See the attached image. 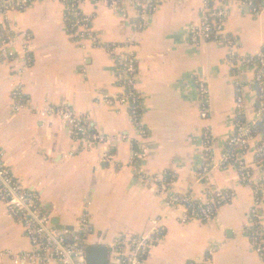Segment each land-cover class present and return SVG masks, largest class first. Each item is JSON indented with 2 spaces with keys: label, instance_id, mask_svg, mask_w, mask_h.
Masks as SVG:
<instances>
[{
  "label": "crops",
  "instance_id": "0c3cea01",
  "mask_svg": "<svg viewBox=\"0 0 264 264\" xmlns=\"http://www.w3.org/2000/svg\"><path fill=\"white\" fill-rule=\"evenodd\" d=\"M225 6L226 33L237 38L234 55L223 42L192 40V29L206 13L204 0H163L145 16L142 29L139 11L128 1L114 8L85 0L82 9L94 16L99 45L73 37L59 0L0 14V26L12 34H31L26 49L22 39L15 42L14 60L0 57V149L6 166L37 196L57 228L77 227L89 211L87 243L108 248L120 236L149 232L152 220L162 217L163 235L147 264H262L249 234L254 183L241 180L236 163L223 165L222 155L234 131L239 96L250 106L247 119L253 118L256 69L237 62L264 51V9L254 14L237 0ZM128 40L138 57L140 120L148 131L141 143L146 149L142 172L174 173L175 191L195 199L204 200L209 188L230 191L231 201L208 222H181L184 208H167L131 165L132 147L140 138L129 109L104 101L121 94L112 49ZM200 83L208 90L207 118L201 116ZM48 104L71 106L89 117L94 131L114 141L84 146L59 119L39 115ZM207 136L213 142V168L199 180ZM255 146L245 163L256 181L261 171ZM260 212L264 221V194ZM31 249L23 224L0 198V264H17L15 256Z\"/></svg>",
  "mask_w": 264,
  "mask_h": 264
},
{
  "label": "built area",
  "instance_id": "2783aa9c",
  "mask_svg": "<svg viewBox=\"0 0 264 264\" xmlns=\"http://www.w3.org/2000/svg\"><path fill=\"white\" fill-rule=\"evenodd\" d=\"M37 1L47 0H0V14L9 12H21ZM65 5V18L70 19L73 37L81 41H90L92 44L101 43L98 33L93 29L92 14L84 13L82 4L85 0H59ZM104 2L114 8L119 7L122 2L128 1L139 11L137 27L143 28L145 16L152 14L163 0H94ZM229 0H204L206 13L201 24L192 29V40L223 42L232 51L237 45V38L226 33V22L228 12L226 2ZM246 5L251 12L259 14L264 9V0H237ZM22 39L24 49L31 39V34H12L4 26H0V57L4 60L16 58L15 42ZM115 61L117 64V81L121 94L117 96H106L104 101L112 106L125 107L129 109L131 119L137 128L140 143L135 142L132 147L131 165L137 166L139 177L147 185H153L155 192L163 200L167 208L183 207L184 213L180 219L183 223L197 219L203 222L212 220L219 208L229 203L233 194L227 190L209 188L206 198L195 199L190 194H179L175 191L177 178L174 173H159L156 175L143 174L141 161L145 157L146 149L141 144L148 136V131L140 120L141 95L137 89L139 74L138 57L135 46L131 40L123 44L113 45ZM238 64H251L256 69L255 93L256 99L252 108L253 118L247 119L250 106L243 96H239L236 102L237 113L234 122V131L222 155V164L236 163L240 170V178L243 182L254 183L256 202L251 209L250 230L251 243L254 250L260 255L264 264V221L260 212V202L264 194V135L256 130V125L264 117V51L256 57L248 60L238 61ZM202 105L201 116H209L208 90L204 83L199 84ZM18 98V95L16 94ZM39 115L43 118L55 117L61 121L69 134L77 142H81L88 148L100 144L113 142L105 134L94 131L90 126L88 116L77 113L69 105H46L40 110ZM142 140V141H141ZM255 146V160L261 171V177L254 180L253 171L245 163V156L252 143ZM213 142L207 136L205 138V163L198 173V179L202 180L211 173L213 168L212 156ZM4 153L0 149V198L5 202L9 213L23 224L26 234L31 241L32 249L23 251L15 256L14 262L19 264L28 262L31 264H88L86 260V247L89 245L88 235L91 231V218L86 211L79 225L72 230L58 229L52 222L51 217L45 213L38 202L35 194L24 189L19 180L4 162ZM107 159H113L109 154ZM163 218H154L151 222L149 232L137 235H125L118 237L108 249L112 251L111 264H147L152 250L160 241L163 231Z\"/></svg>",
  "mask_w": 264,
  "mask_h": 264
},
{
  "label": "water",
  "instance_id": "95a60500",
  "mask_svg": "<svg viewBox=\"0 0 264 264\" xmlns=\"http://www.w3.org/2000/svg\"><path fill=\"white\" fill-rule=\"evenodd\" d=\"M58 229L72 230V228L63 227H60ZM86 260L88 264H108V248L103 245H88L86 247Z\"/></svg>",
  "mask_w": 264,
  "mask_h": 264
},
{
  "label": "trees",
  "instance_id": "16d2710c",
  "mask_svg": "<svg viewBox=\"0 0 264 264\" xmlns=\"http://www.w3.org/2000/svg\"><path fill=\"white\" fill-rule=\"evenodd\" d=\"M70 21L71 20L68 19V22ZM256 130L260 131L264 135V117H263V120L256 125Z\"/></svg>",
  "mask_w": 264,
  "mask_h": 264
}]
</instances>
